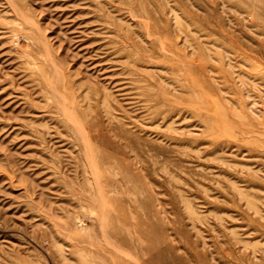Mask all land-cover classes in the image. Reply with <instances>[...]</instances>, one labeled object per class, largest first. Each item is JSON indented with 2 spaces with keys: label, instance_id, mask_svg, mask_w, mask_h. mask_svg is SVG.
I'll list each match as a JSON object with an SVG mask.
<instances>
[{
  "label": "rangeland",
  "instance_id": "374dc122",
  "mask_svg": "<svg viewBox=\"0 0 264 264\" xmlns=\"http://www.w3.org/2000/svg\"><path fill=\"white\" fill-rule=\"evenodd\" d=\"M0 264H264V0H0Z\"/></svg>",
  "mask_w": 264,
  "mask_h": 264
},
{
  "label": "bare ground",
  "instance_id": "6f19581e",
  "mask_svg": "<svg viewBox=\"0 0 264 264\" xmlns=\"http://www.w3.org/2000/svg\"><path fill=\"white\" fill-rule=\"evenodd\" d=\"M67 114V113H66ZM68 118H69V116H68ZM76 128V127H75ZM79 130V129H78ZM82 132V131H81ZM84 134V133H83ZM83 134H80L79 133V135H83ZM88 147H89V145H88ZM90 149V148H89ZM86 150V149H85ZM86 152V151H85ZM85 152H84V154H85ZM89 153H90V150H89ZM91 155V154H90ZM89 159V158H88ZM90 160H92V159H90ZM91 162V161H90ZM86 165V164H85ZM94 165V164H93ZM90 166H91V164H90ZM92 173V172H91ZM95 174H96V172H95ZM93 179V178H92ZM96 180H97V178H95ZM94 179V180H95ZM97 185H99V183L97 184ZM101 188V187H100ZM105 206V205H104Z\"/></svg>",
  "mask_w": 264,
  "mask_h": 264
}]
</instances>
